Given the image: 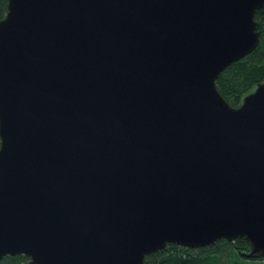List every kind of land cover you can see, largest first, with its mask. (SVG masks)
Segmentation results:
<instances>
[{"label":"water","instance_id":"obj_1","mask_svg":"<svg viewBox=\"0 0 264 264\" xmlns=\"http://www.w3.org/2000/svg\"><path fill=\"white\" fill-rule=\"evenodd\" d=\"M264 0H7L0 18V258L144 264L171 242L264 255V78L218 73Z\"/></svg>","mask_w":264,"mask_h":264},{"label":"trees","instance_id":"obj_2","mask_svg":"<svg viewBox=\"0 0 264 264\" xmlns=\"http://www.w3.org/2000/svg\"><path fill=\"white\" fill-rule=\"evenodd\" d=\"M7 10V0H0V18ZM258 21V41L243 57L229 63L222 69L215 85L224 99L231 105L239 103L242 95L264 78V3L254 11ZM243 237L233 240L218 238L210 244L187 247L171 242L144 257V264H264V255L246 256ZM22 253L7 254L0 258V264H22L27 260Z\"/></svg>","mask_w":264,"mask_h":264}]
</instances>
